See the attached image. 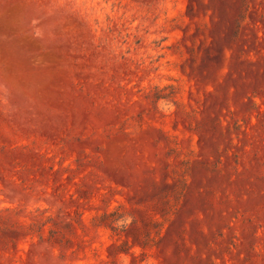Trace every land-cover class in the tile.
Returning <instances> with one entry per match:
<instances>
[{"label":"rangeland","instance_id":"1","mask_svg":"<svg viewBox=\"0 0 264 264\" xmlns=\"http://www.w3.org/2000/svg\"><path fill=\"white\" fill-rule=\"evenodd\" d=\"M0 264H264V0H0Z\"/></svg>","mask_w":264,"mask_h":264}]
</instances>
